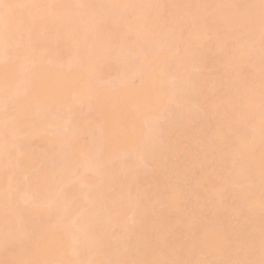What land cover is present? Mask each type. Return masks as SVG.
<instances>
[{
  "label": "bare ground",
  "instance_id": "1",
  "mask_svg": "<svg viewBox=\"0 0 264 264\" xmlns=\"http://www.w3.org/2000/svg\"><path fill=\"white\" fill-rule=\"evenodd\" d=\"M262 102V0H0V264H264ZM191 122L182 171L185 149L168 158Z\"/></svg>",
  "mask_w": 264,
  "mask_h": 264
},
{
  "label": "rangeland",
  "instance_id": "2",
  "mask_svg": "<svg viewBox=\"0 0 264 264\" xmlns=\"http://www.w3.org/2000/svg\"><path fill=\"white\" fill-rule=\"evenodd\" d=\"M76 5H77V4H76ZM78 5H79V4H78ZM78 5H77V6H78ZM129 19H130V18H129ZM131 19H132V18H131ZM132 20H133V19H132ZM129 22H130V21H129ZM130 23H131V22H130ZM128 36H129V35H128ZM128 36H127V37H128ZM161 42H162V41H161ZM160 45H161V44H160ZM14 46H16V49L19 47L18 44H17V45H13L11 51H13V50L15 49ZM155 46H156L155 49H153L154 53H155L156 51L160 50L161 47H163L162 45L159 46V44H158V45H155ZM10 47H11V46H10ZM7 48H9V47H7ZM251 50H252V49H251ZM5 51L7 52V50H5ZM9 51H10V48L8 49V52H9ZM126 51H127V50H126ZM126 51H124V52H126ZM8 52H7V54H8ZM127 52H128V51H127ZM127 52H126V53H127ZM159 52H160V51H159ZM10 54H11V52H10ZM10 54L7 55V59H8V57H10V58L8 59V61H11V60H12V61H14V62H19V63H20V61H23V59H24V58L21 57L19 54H18V55H17V54H16V55H15V54L13 55V53H12V55L14 56V58L11 59V55H10ZM129 54H130V53H129ZM129 54L127 53V56H128ZM155 54H156V53H155ZM13 56H12V57H13ZM256 56H257V58H259V59H261V58L263 57V55L259 54V52H257V51H256ZM251 57H253V56L251 55ZM143 58H144V57H142V59H143ZM142 59H141V60H142ZM143 60L145 61V58H144ZM19 63H18V64H19ZM197 63H199V62H196V64H197ZM31 64H33V62H31ZM31 64H30L28 61H25V62H24V65H25V66H30ZM196 64L192 65V67L195 66V67H193V69H192L193 71H192L191 68H190V71H192V72H191L192 75H193V72H196V73H197V72H200L202 69H205L204 66H203L204 64L201 65V64L199 63L200 65L197 64V66H196ZM208 64H210V63H208ZM98 65H99V64H98ZM102 65H104L103 70H104L105 68H107V69L110 68L111 70H110V69H109L110 71H109V70L106 71L107 69L104 70L105 73H106V75H102V74H101L102 70H101V72H100L99 69H98V71H97V64H96V65L94 64V66H96V68L93 67V68L91 69V70H92L91 72H92L93 74L96 75V76H95L96 78L94 77L93 79L96 80V82H97V81H99L100 78H102V79H100V81L103 80L102 82H104L105 84L108 83L107 85H108V86H111V85H109V84L112 83V82L114 81V80H112L113 78H111V77H112L113 75H116V74H114V73L116 72V68L114 67V65L112 64V62H110L109 65L107 64V62H105V63L102 64ZM102 65H101V66H102ZM110 65H111V66H110ZM198 65H199V69H198ZM201 66H202V67H201ZM205 66H206V65H205ZM98 68H102V67H98ZM201 68H202V69H201ZM140 69H141V68H140ZM162 70H163V71H168L170 74H172V72H173V71H172V67H169L168 65H165V66L162 68ZM194 70H195V71H194ZM138 71H139V69H138ZM204 71H205V70L201 71V73L204 72ZM87 74H88V73H87ZM134 74H135V76H136L137 72L134 73ZM134 74H133V76H134ZM189 74H190V73H189ZM191 74H190L189 76L193 77L194 75L192 76ZM194 74H195V73H194ZM88 75H89V74H88ZM174 75H175V74L170 75V76L172 77V76H174ZM176 75H177V74H176ZM195 75H196V74H195ZM189 76H188V77H189ZM106 77H108L109 79L106 78ZM113 77H114V76H113ZM131 77H132V76H131ZM131 77H130V78H131ZM171 77H170V78H171ZM174 77H175V76H174ZM130 78H129V79H130ZM114 79H115V78H114ZM168 79H169V77H168ZM168 79H167V80H168ZM189 79L191 80V78H189ZM189 79H188V80H189ZM111 80H112V81H111ZM130 80H131V81H130L131 83L134 82V81H136V83H137V81H138L136 77H132ZM170 80H173L174 84L176 83V84L173 86V83L171 82V83H172V87H177V86H178V83L180 84V82H182L181 80H179L180 82H179V81H176V80H178V79L175 80V78H174V79H170ZM170 80H169V81H170ZM174 80H175V81H174ZM100 81H99V82H100ZM234 81H235V80H234ZM94 82H95V81H94ZM102 82H101V83H102ZM114 82H116V79H115ZM128 82H129V81H128ZM177 82H178V83H177ZM187 82H188V81H187ZM190 82H191V81H190ZM97 83H98V82H97ZM134 83H135V82H134ZM169 83H170V82H169ZM171 83H170V85H171ZM178 87H179V86H178ZM178 87H177V88H178ZM16 88H18V85L16 86ZM19 88H20V90L22 89L21 87H19ZM17 90H19V89H16V92H17ZM20 90H19L20 93H18V94L22 95V93H24V90H23V91L21 90L22 93H21ZM14 92H15V91H14ZM14 92H13V93H14ZM16 94H17V93H16ZM13 95L15 96V93H14ZM16 96H17V95H16ZM262 104L264 105V102H262ZM85 107H86V106H84V109H83V110L86 112V111H88V109H86ZM82 113H83V112H82ZM80 114H81V113H80ZM82 115H83V114H82ZM146 115H147V116H146L145 118H143V119L141 120V122H140L141 127L144 129V136H147L148 134H150V136H153V137H154V136H156V135L158 136L159 133H161V132L163 133V131H160V132H159V130H161V129L163 128V127H162L161 129H159V127L162 126V125H161V122H162L161 120H164L163 118H161V117L159 116V113H157V114H146ZM162 115H163V114H162ZM194 122H195V121H194ZM159 123H160V126H159ZM195 124H197V123L195 122ZM193 125H194V123L192 124V122H191V123H190V126H189L191 129L189 128V130H186L187 133H184V135H183L182 137H179V138L177 137V138H178V139H177L178 142L176 143V145H174V146L177 147V148H174V149H175V150H176V149L178 150V148H180L179 150H180L181 152H180V151L177 152V150L174 151V152L172 151V152L169 154V158H168V159H173V158H171V156H172V157L177 156L176 158H181L182 156L184 157V155H185V151H186V155H187V154H190V153H188V152H189V151L191 152L192 149H193L192 147H194V145H190V144L194 143V142H191V139H192V137H193V135H194L193 132H195V130L193 129V128H194ZM196 126H197V125H196ZM90 127H91V126H90ZM141 127H140V128H141ZM91 128H92V127H91ZM91 128H90V129H87V131L85 130L86 133H85V131H84V132L81 131L80 134H79L80 131L78 130L79 132H77L76 135L79 134L81 137L83 136L82 138L85 140V139H87V138H89L90 136L93 135V133H91V131H92V132H95V129H94V131H93ZM93 128H94V127H93ZM187 128H188V127H187ZM187 128H186V129H187ZM198 128H199V127H197V129H198ZM158 129H159V130H158ZM192 129H193V130H192ZM70 130L72 131V129H70ZM157 130H158V131H157ZM200 130H203V129L201 128ZM71 131H69V132H71ZM76 131H77V130H75V132H76ZM75 132H74V133H75ZM157 132H158V133H157ZM71 133H73V132H71ZM155 133H156V134H155ZM186 134H187V135H186ZM190 134H192V135L190 136ZM73 135L75 136V134H73ZM73 135H72V136H73ZM79 135H78V136H79ZM161 135L163 136L164 134H161ZM161 135H160V136H161ZM148 137H149V136H148ZM148 137H147V138H148ZM153 137H150L149 139H151V138H153ZM147 138H145V139H147ZM160 138H161V137H160ZM162 138L165 140L164 136H163ZM70 140H71V139H69L68 141L70 142ZM161 140H162V139H161ZM66 142H67V141H66ZM69 142H67V143H69ZM186 142H187V144H186ZM189 142H190V143H189ZM67 143H66V144H67ZM184 143H185L186 145H185ZM66 144L63 143L64 146H65ZM63 145L61 144L60 146L62 147ZM178 145H179L180 147H178ZM181 145H182V147H181ZM172 149H173L172 147L169 148L170 151H171ZM182 149H183V150L185 149L184 152L182 151ZM182 152H183L184 155H182ZM179 153H180V154H179ZM179 155H180V156H179ZM186 155H185V156H186ZM141 157H142V156L138 157V159H139V160L142 159ZM176 158L174 157V160H176ZM187 158H188V155H187L186 157H184V160H183V161H185V166H184L185 168H183V166H182V167H181V169H183L182 171H184V169H187L186 166L188 167V165H189L188 162H187L188 165H186V160L189 161ZM143 159H144V158H143ZM212 160H213V159H212ZM142 161H143V160H140L139 162L142 164L141 167L144 168V169H143L144 172H149V171L152 169V166H153L152 162L150 163V162H147V161L144 160V164H143ZM149 161H151V160H149ZM175 162H176V163L179 162L178 164H180V163L182 162V158H181V162L179 161V159H177V161H175ZM189 162H190V161H189ZM183 163H184V162H183ZM190 163H191V162H190ZM151 164H152V165H151ZM181 164H182V163H181ZM181 164H180V165H181ZM173 165H176V164L174 163ZM173 165H172V166H173ZM180 165H179V166H180ZM215 165H216V164H215ZM172 166H170V168H172ZM177 166H178V165H177ZM177 166H175V167H176V170L178 171L179 167H178V169H177ZM139 167H140V164H139ZM141 167H140V168H141ZM153 167H154V166H153ZM170 168H169V169H170ZM181 169H180V170H181ZM173 170H174V169L172 168V171H173ZM180 170H179V171H180ZM172 171H171V172H172ZM179 171H178V174H179ZM180 172H181V171H180ZM180 174H182V172H181ZM176 175H177V174H176ZM241 175H242L241 177L243 178L244 173H242ZM168 176H169V178H168ZM168 176H167V180H166V182H170V181H173V182H174V181H175V178H176V177H174L173 174H170V175L168 174ZM244 176L246 177L247 175H244ZM248 176H249V175H248ZM215 177H216V176H215L214 174H211V179H212V180H213V179L215 180V179H216ZM76 179H77V178H76ZM76 179L73 180L72 183H73V182H76V185L78 186L79 184H77V182H79V181H77L78 179H77V180H76ZM131 179H132L131 181H133L134 178H131ZM135 180H136V179H135ZM231 180H232V179H231ZM175 182H177V181H175ZM178 182H179V181H178ZM74 185H75V184H74ZM74 185H73V187H74ZM176 185H177V184H176ZM181 186H182V185H181ZM79 187H80V189H79ZM79 187H78V189H77V188H76V189H77V190H81V191L83 192L84 187H82V186H80V185H79ZM182 187H183V186H182ZM81 191H77L79 195L82 193ZM75 192H76V191H75ZM79 192H81V193H79ZM175 193H176L178 196H181V195L183 194V191H182V190H178V191H175ZM78 194H75V195L78 196ZM210 196H212V195H210ZM253 196H254V195H253ZM165 198H166V195H162V196H161V199H160L159 202H158V204L155 203V205H153V206H157V205H159V206H157L156 208L161 209L160 202H161V203L164 202V201H165ZM253 198H255V196H254ZM213 199H214V197H213ZM234 201H235V199L232 198L231 196H229V197L226 198V201H225V202L228 203L230 206H229L228 208L224 209V211H223L222 214L224 215V217H226V218H228V219H232V215L235 213V211L231 208V207H232L231 205L233 204ZM203 208H204V207L200 208V206H198V207H197V210H198V211L200 210V212L203 213V211H202ZM153 209H154V208H153ZM210 209H212V208H210ZM244 209H245V208H244ZM244 209H243L242 211L245 213V211H247L248 209H247V210L245 209V211H244ZM212 210H213V209H212ZM238 212H239V211H238ZM239 213H241V212H239ZM239 213H238L237 215H239ZM248 213H250V211H247L245 214H248ZM235 214H236V213H235ZM241 214H242V213H241ZM245 214H244V215H245ZM235 216H236V215H235ZM233 217H234V215H233ZM245 217H246V216H245ZM242 218H244V217L241 215V216H238L236 219L238 220V222H240V221L242 220ZM239 220H240V221H239ZM128 222H129L128 224H131V223H130L131 221H128ZM208 224H209V221H207L206 223H204V225H208ZM245 224H248V222H245ZM182 226H183V225L181 224V227H182ZM202 232H203V231H202ZM198 234H199V233H197L196 231H195L194 233H192V234H188L189 236L187 237V242L191 245V248H192V249H194V248H199V247H200V242H199L198 240H196V236H197ZM21 235H22V236H21V242L23 243V245L26 244L27 246H30V242H31V241L35 242V241L37 240V238H36V234H35L33 231H24V230H23V232H22ZM229 236H231V237L233 238V240H231V242L233 243V245H234L235 242L238 243V244H240V241H237L238 238L235 237V236H233V234H231V235H229ZM242 240H243V239H242ZM243 241H244V240H243ZM245 241H246V239H245ZM70 243L73 244V241L70 240ZM241 243H242V241H241ZM244 243H245V242H243V244H244ZM180 244H182V242H181ZM245 244H246V243H245ZM245 244H244V245H245ZM241 245H242V244H240V247H241ZM241 248H244V250L247 249V248H246L245 246H243V245H242ZM177 249H180V248H177ZM249 251H250V254H251V255L254 254V250L250 249ZM179 252H180V251H179ZM4 253H5V250H0V254H4ZM180 253H181V252H180ZM248 253H249V252H248ZM232 254H233V252L230 253V256H231ZM250 254H249V256H251ZM220 260H221V259H220ZM214 261H216V263H217V262L219 261V257L217 256L216 259H214ZM219 263H220V262H219Z\"/></svg>",
  "mask_w": 264,
  "mask_h": 264
},
{
  "label": "snow or ice",
  "instance_id": "3",
  "mask_svg": "<svg viewBox=\"0 0 264 264\" xmlns=\"http://www.w3.org/2000/svg\"><path fill=\"white\" fill-rule=\"evenodd\" d=\"M262 3H264V0H262Z\"/></svg>",
  "mask_w": 264,
  "mask_h": 264
}]
</instances>
